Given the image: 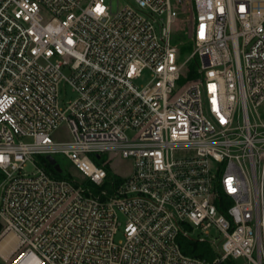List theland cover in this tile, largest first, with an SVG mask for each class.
Masks as SVG:
<instances>
[{"label":"built area","instance_id":"obj_1","mask_svg":"<svg viewBox=\"0 0 264 264\" xmlns=\"http://www.w3.org/2000/svg\"><path fill=\"white\" fill-rule=\"evenodd\" d=\"M263 104L264 0H0L2 264H264Z\"/></svg>","mask_w":264,"mask_h":264},{"label":"rangeland","instance_id":"obj_2","mask_svg":"<svg viewBox=\"0 0 264 264\" xmlns=\"http://www.w3.org/2000/svg\"><path fill=\"white\" fill-rule=\"evenodd\" d=\"M127 0H111V3L114 8L117 5H122ZM188 9L190 10V6L188 5ZM188 19L189 13L185 11ZM177 36L181 39H184V36H181L184 33V28L177 27ZM183 37V38H182ZM185 40V39H184ZM190 44H186L185 50L189 49ZM189 54V50L183 53V58H185ZM259 114L264 118V104L258 109ZM54 140L61 141V140H68L71 137L70 129L67 122H63L52 134ZM58 163L60 164L62 174L70 175L74 178L81 179L83 177L82 173L74 166V164L65 156L57 155L56 156ZM111 167L115 173L128 176L132 172V160L129 158L124 157H115L111 162ZM235 264H249L248 260L245 257H240L234 260ZM0 264L2 261L0 259Z\"/></svg>","mask_w":264,"mask_h":264},{"label":"trees","instance_id":"obj_3","mask_svg":"<svg viewBox=\"0 0 264 264\" xmlns=\"http://www.w3.org/2000/svg\"><path fill=\"white\" fill-rule=\"evenodd\" d=\"M194 75L191 74V77ZM95 161L100 164V161L103 159L102 156L100 158H94ZM41 163L44 166L46 170H48L50 173L61 176L62 172H59L55 165L51 164L47 157H40ZM107 170L108 179H115L117 181H120L122 178H120L118 175L114 174L112 171V168L109 164L105 166ZM182 244L184 251L187 254L198 256L200 258L206 259V260H213L216 256L212 246L207 241H196L188 238H182ZM219 264H235L233 258H227L224 261L220 262Z\"/></svg>","mask_w":264,"mask_h":264},{"label":"water","instance_id":"obj_4","mask_svg":"<svg viewBox=\"0 0 264 264\" xmlns=\"http://www.w3.org/2000/svg\"><path fill=\"white\" fill-rule=\"evenodd\" d=\"M47 159L49 160V162H50L51 164L55 165V168H56L59 172L62 171V170H61V167H60V164L57 162V159H56L55 157H53V156H51V155H48V156H47Z\"/></svg>","mask_w":264,"mask_h":264},{"label":"bare ground","instance_id":"obj_5","mask_svg":"<svg viewBox=\"0 0 264 264\" xmlns=\"http://www.w3.org/2000/svg\"><path fill=\"white\" fill-rule=\"evenodd\" d=\"M180 18L182 19L181 24H183L184 21H185V20H184V16H181Z\"/></svg>","mask_w":264,"mask_h":264}]
</instances>
